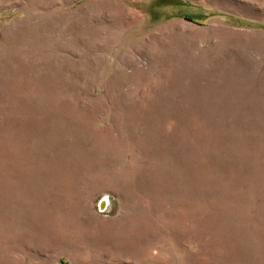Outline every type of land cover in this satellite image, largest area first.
<instances>
[{"label":"rangeland","instance_id":"374dc122","mask_svg":"<svg viewBox=\"0 0 264 264\" xmlns=\"http://www.w3.org/2000/svg\"><path fill=\"white\" fill-rule=\"evenodd\" d=\"M0 264H264V0H0Z\"/></svg>","mask_w":264,"mask_h":264},{"label":"water","instance_id":"95a60500","mask_svg":"<svg viewBox=\"0 0 264 264\" xmlns=\"http://www.w3.org/2000/svg\"><path fill=\"white\" fill-rule=\"evenodd\" d=\"M106 203H107L106 200L102 199V201L100 202V205H99L100 210H103L105 208Z\"/></svg>","mask_w":264,"mask_h":264}]
</instances>
